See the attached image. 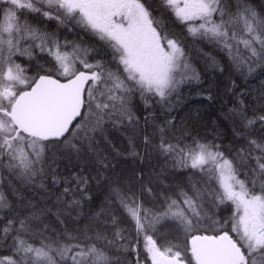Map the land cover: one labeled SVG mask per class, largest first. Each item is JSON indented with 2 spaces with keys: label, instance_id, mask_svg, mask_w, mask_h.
Returning <instances> with one entry per match:
<instances>
[{
  "label": "snow or ice",
  "instance_id": "6c2138e0",
  "mask_svg": "<svg viewBox=\"0 0 264 264\" xmlns=\"http://www.w3.org/2000/svg\"><path fill=\"white\" fill-rule=\"evenodd\" d=\"M193 50L214 71L264 74V10L0 0V251L10 253L0 264H264V82L249 101L230 81L236 98L220 118L239 146L222 151L218 135L192 136L171 115L182 88L201 82ZM113 129H132L128 154L163 158L160 171L117 173Z\"/></svg>",
  "mask_w": 264,
  "mask_h": 264
},
{
  "label": "trees",
  "instance_id": "16d2710c",
  "mask_svg": "<svg viewBox=\"0 0 264 264\" xmlns=\"http://www.w3.org/2000/svg\"><path fill=\"white\" fill-rule=\"evenodd\" d=\"M253 1L254 0H252V2ZM169 24L173 31L177 33L182 32V26L178 23L172 24V22L169 21ZM92 40L96 42V46L99 47L95 38H92ZM188 43L189 46L192 47L190 40ZM196 47L203 48L205 52L212 53V55L216 56L217 60L221 61L223 66L228 68L226 57L218 55L211 47H208L205 44H198ZM190 55L192 57V64L202 76V82L199 84L186 85L182 88L178 102L175 101L176 108L171 115L176 117L177 125H180L182 121L186 123L192 136L208 137V140H212L213 135H218L219 138L215 142L222 146V151L227 147H238L239 145L233 143L232 129L234 125H232L231 122H227L220 118L228 108L233 106L232 102L236 98L231 92H228L227 89L231 87L230 81L234 80L237 86L234 91L237 94L240 92L251 93V95L247 97V99L251 101L257 95L260 84L264 82V74H261L260 68H256V70L250 76H247L246 79L240 77L230 68L225 72L220 73L219 71H214L210 67H207L204 59L198 56L195 50L191 51ZM206 89H210V92L205 91ZM208 95H212L214 99L208 100ZM141 124H143V121H141ZM151 131V128L147 129V132ZM132 135V129L111 130L109 139L114 145L111 154L114 156L112 162L116 165V172H123V175L127 178L133 170L139 171L140 169H143L145 176L149 173L160 171L161 167L164 166L163 158L156 159L153 155L141 161V159L132 157L128 154V139ZM136 135L138 137L136 142L139 145L137 151L143 154V133L137 130ZM116 152H119L120 155H115ZM225 154L227 155V152ZM92 187L94 194L100 195V189L95 183H93ZM100 199L103 200L102 195L100 196ZM142 199L145 201L146 207H153V205L149 203L152 197L147 193L143 195ZM95 210H99V208L97 207ZM223 215L226 216L228 213L224 212ZM0 252V256L10 255L8 251ZM129 259L132 258L130 257Z\"/></svg>",
  "mask_w": 264,
  "mask_h": 264
},
{
  "label": "rangeland",
  "instance_id": "374dc122",
  "mask_svg": "<svg viewBox=\"0 0 264 264\" xmlns=\"http://www.w3.org/2000/svg\"><path fill=\"white\" fill-rule=\"evenodd\" d=\"M249 2L252 4V6H254L255 8H256V10L258 11V12H260V11H262V10H264V0H254L253 2H252V0L250 1L249 0ZM47 27L49 28V30H52V29H54L55 28V24H54V22H50L48 25H47ZM82 34V33H81ZM67 38L69 39V40H75V39H78V37H77V35H75V34H67ZM85 39V38H84ZM85 42L87 43V44H93V45H96V42H94L93 40H92V38H88V37H86V39H85ZM97 45H99L98 43H97ZM26 61H28V58L27 57H22V58H19L18 60H17V62L18 63H21V62H26ZM41 63H43V61L41 60L40 61ZM30 62L28 61V64H29ZM31 63H35V61H32ZM193 65V64H192ZM193 67L195 68V66L193 65ZM196 69V68H195ZM197 70V69H196ZM198 71V70H197ZM202 77V76H201ZM201 82H202V80H201ZM192 84H196L195 82H193ZM175 101L176 100H174V103H175ZM204 138H206V139H208V137H204ZM241 178H243V177H241ZM1 253V252H0Z\"/></svg>",
  "mask_w": 264,
  "mask_h": 264
},
{
  "label": "flooded vegetation",
  "instance_id": "af4514ba",
  "mask_svg": "<svg viewBox=\"0 0 264 264\" xmlns=\"http://www.w3.org/2000/svg\"><path fill=\"white\" fill-rule=\"evenodd\" d=\"M21 64L24 65V66H28V61H26V62H21Z\"/></svg>",
  "mask_w": 264,
  "mask_h": 264
}]
</instances>
